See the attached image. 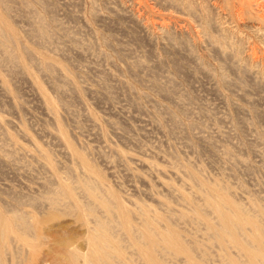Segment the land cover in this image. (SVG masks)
Here are the masks:
<instances>
[{"label": "rangeland", "instance_id": "1", "mask_svg": "<svg viewBox=\"0 0 264 264\" xmlns=\"http://www.w3.org/2000/svg\"><path fill=\"white\" fill-rule=\"evenodd\" d=\"M7 1L0 25L22 68L0 53V264H69L93 221L122 233L145 210L208 264H264L260 229H240L245 251L194 211L220 222L197 191L219 185L264 217V0ZM160 245L159 263L188 264Z\"/></svg>", "mask_w": 264, "mask_h": 264}, {"label": "bare ground", "instance_id": "2", "mask_svg": "<svg viewBox=\"0 0 264 264\" xmlns=\"http://www.w3.org/2000/svg\"><path fill=\"white\" fill-rule=\"evenodd\" d=\"M251 1V0H250ZM250 6L252 8L257 7V4L253 2H250ZM0 6L4 7L5 9H9L8 7V1L7 0H0ZM254 6V7H253ZM41 23V22H39ZM45 25L39 26L36 29V33L38 36H40L42 39H46L49 34H47V29L45 30ZM48 39V38H47ZM12 35L10 32L9 28H2L0 25V53L3 54L4 60L8 62V64H11V66L15 65L18 68L21 67V63H19L13 54L12 49ZM2 58V57H1ZM3 60V58H2ZM1 63V60H0ZM3 63V61H2ZM54 70V67L52 65L48 66V72L47 73H53L52 71ZM22 72L25 73V75L32 81V83L35 85V82L32 80L31 75L24 71L22 69ZM30 81V82H31ZM32 85V84H31ZM39 92V95L42 97L44 96V91L42 89H37ZM45 104L46 111L48 112L53 111L54 107L53 105H48L46 102ZM192 179L197 178L196 174H191ZM88 186V184H86ZM199 186V185H198ZM198 193L203 195L205 205L211 212H216L219 214V223L216 225L214 222H212L211 218L207 213H204L203 210L200 208L201 206H196L194 209L195 213H198V218L201 222H204L209 230H211V239L214 240H229L231 241L237 248H241L242 250L244 249L245 251L246 248L245 246L248 244L249 245V240H241V237L243 236V233L241 236H239L240 229L242 228V231H244L245 227L249 226L251 228H257L260 229L264 233V217H262V213L258 215L259 217H253L252 219L247 218L246 212L242 210L236 203L235 201L230 198V191L228 187L224 186H219V185H214L210 189L201 185L200 188L197 187ZM62 192V193H61ZM61 194L65 195L66 192L65 190L60 191ZM219 198L220 200H216L215 197ZM181 198V197H180ZM186 201L185 198H182ZM188 200V199H187ZM56 200H53V205L55 204ZM105 203V202H104ZM103 203V204H104ZM106 206V205H105ZM118 207V206H117ZM6 209V208H5ZM121 212V208L115 209L110 206H107V213L110 214V216L114 215L115 213ZM129 213V211H127ZM145 212H139L141 216V222L138 226V224H133V222L130 221L132 219L131 217L125 218V221L119 225V227L123 231L122 233H118V229L116 230V225L114 226H109L105 224L104 221L98 220L97 222H94V226L91 228V232L89 234V237L87 236L86 240L84 241L83 245H79L78 247L73 246L70 248V250H67L66 256L69 260V264H161L157 261V258L154 257L155 253L160 251L159 248V243L163 242L164 247L165 244L167 245L166 248H163L166 254H171L175 256H185V259L187 260L188 264H196L197 259H201L200 256H197L196 253L199 250V246H191L189 244H186L183 240V236L180 231H178L176 228H167L168 233L161 232L159 229H157L155 223L147 216ZM7 213L13 214L14 216H17L18 213H16L14 210L8 211ZM124 213V212H123ZM130 214V213H129ZM132 214V213H131ZM138 214V213H137ZM118 215V214H117ZM115 215V216H117ZM128 215V214H127ZM170 215V214H168ZM106 216V215H105ZM130 216V215H128ZM121 217V216H120ZM114 218V216H113ZM122 218V219H123ZM116 219V218H115ZM114 219V220H115ZM121 219V220H122ZM183 220L188 221L189 219L187 216L184 214L182 215ZM124 220V219H123ZM122 220V221H123ZM171 220L170 216H165L163 218V221L168 224ZM133 221V220H132ZM108 222V221H107ZM117 222V221H116ZM115 223V222H114ZM136 223V222H135ZM30 222H26L25 224L17 225V230L14 232H26V230L29 231L31 229ZM93 225V223H92ZM109 226V227H108ZM100 228V232L97 235L98 231ZM9 229V220H7L6 217L2 218L0 216V233L5 234V232ZM90 229V228H89ZM88 229V230H89ZM98 230V231H97ZM116 230V231H115ZM20 233V234H21ZM30 233V232H29ZM127 233V236H126ZM96 234V235H94ZM122 234L126 237H123ZM6 237V236H4ZM2 237V238H4ZM229 237H231L229 239ZM11 238V237H8ZM24 238V237H23ZM27 238V237H26ZM1 239V238H0ZM5 241V239H4ZM251 241V240H250ZM262 246L264 247V241L261 240ZM245 244V246H244ZM251 244V242H250ZM12 245V244H10ZM254 245V244H253ZM252 244L250 246H253ZM249 247V246H246ZM260 247V248H261ZM159 248V249H158ZM20 249V247L18 248ZM23 249V248H22ZM69 249V248H68ZM251 249L252 248H247ZM256 249V247L254 248ZM17 250V248H16ZM21 250V249H20ZM174 250V253L172 252ZM249 250V251H251ZM10 251V250H9ZM254 251V250H253ZM251 251V253L253 252ZM259 251V250H258ZM13 252V251H12ZM15 252V251H14ZM66 252V251H65ZM16 251V253L12 255L13 259L18 257L19 253ZM21 253V252H20ZM255 253L256 250H255ZM254 253V255H255ZM177 254V255H176ZM247 255L250 254V252L246 253ZM22 255V254H21ZM251 255V254H250ZM249 255V257H250ZM15 256V257H14ZM260 257V254L258 255ZM253 256V253L251 257L255 259L254 262H256V257ZM176 257V258H178ZM250 257V258H251ZM22 258V257H21ZM252 259V258H251ZM253 259V260H254ZM259 259V258H257ZM261 259V258H260ZM67 260V261H68ZM202 261H204V264H208L206 261V258ZM16 261V260H15ZM14 262V260H13ZM232 262V261H231ZM234 262V261H233ZM235 262H237L235 260ZM232 264H236V263ZM261 262V261H260ZM257 263V262H256ZM255 263V264H256ZM242 264V263H241Z\"/></svg>", "mask_w": 264, "mask_h": 264}]
</instances>
